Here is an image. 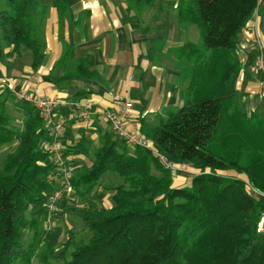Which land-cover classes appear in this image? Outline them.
<instances>
[{
    "label": "trees",
    "instance_id": "trees-1",
    "mask_svg": "<svg viewBox=\"0 0 264 264\" xmlns=\"http://www.w3.org/2000/svg\"><path fill=\"white\" fill-rule=\"evenodd\" d=\"M154 4L126 2L137 19ZM55 7L66 15V0H55ZM175 7L178 28L195 26L199 33L197 43L166 55L179 105L165 109L156 127L141 126L152 148L105 134L90 155L76 151L88 163L69 162L72 193L57 204L79 216L86 235L66 231L60 253L45 228L59 163L42 145L53 138L31 103L2 91L0 264H264V116L245 112L236 89L242 69L254 66L258 54L253 49L243 66L240 36L254 14L264 25V0H177ZM46 18L44 0H0V47L8 56L29 53L36 71L45 59ZM55 66L64 79H99L65 45ZM156 153L197 175L188 186L174 187ZM107 173L120 182L107 189L111 207L103 208L92 198Z\"/></svg>",
    "mask_w": 264,
    "mask_h": 264
},
{
    "label": "crops",
    "instance_id": "crops-1",
    "mask_svg": "<svg viewBox=\"0 0 264 264\" xmlns=\"http://www.w3.org/2000/svg\"><path fill=\"white\" fill-rule=\"evenodd\" d=\"M176 1L155 0L154 8L137 19L127 9V0H66V15L56 9L55 0H44L47 7L44 62L34 71L29 53L8 56V50L0 47V94L7 88L12 93L24 91L58 99L65 104L60 108L63 116L71 113L73 104L79 100L90 99L95 107L91 123L70 122L61 138L64 157L69 162L78 160L87 164L84 152L76 151L82 149L90 155L102 136L113 135L103 119V110L117 111L124 102H130L132 108L127 112L125 125L140 133L142 125L156 127L165 109L179 105L176 73L166 55L185 42L197 43L199 33L195 26L186 32L178 28ZM257 39L264 43V25L254 14L240 36L239 60L243 66L256 48ZM64 45L72 48L75 60L85 59L88 70L99 79H64L63 68L55 66ZM262 88L253 66L244 67L236 89L245 112L259 111L264 116ZM129 151L132 152L131 148ZM181 167L186 169L184 174L171 171L174 187L188 186L198 173ZM228 174L234 176L233 172ZM108 202L103 201L102 206Z\"/></svg>",
    "mask_w": 264,
    "mask_h": 264
},
{
    "label": "built area",
    "instance_id": "built-area-1",
    "mask_svg": "<svg viewBox=\"0 0 264 264\" xmlns=\"http://www.w3.org/2000/svg\"><path fill=\"white\" fill-rule=\"evenodd\" d=\"M256 56L253 69L260 76L263 85L262 95L264 98V43L259 39L256 40ZM17 100L31 103L38 112L43 121L44 128L48 131L53 140L42 145V149L59 163L58 175L56 177V187L47 199V207L54 210L56 204L65 193L70 195L72 189L70 187L71 171L69 168V159L64 157L65 147L61 143L62 131L70 122L91 123L93 115H95V107L90 99H81L73 104L74 110L68 115H61L60 108L65 105L58 99L48 98L45 96H37L28 94L24 91L13 93ZM119 99V97H118ZM132 108L130 102H124L122 107L117 111L103 110L102 115L106 124L109 126L113 135L121 139L130 147L152 148L151 143L139 133L130 131L125 125L127 112ZM160 162L171 171L173 167L166 159L156 153ZM180 168V167H179Z\"/></svg>",
    "mask_w": 264,
    "mask_h": 264
},
{
    "label": "rangeland",
    "instance_id": "rangeland-1",
    "mask_svg": "<svg viewBox=\"0 0 264 264\" xmlns=\"http://www.w3.org/2000/svg\"><path fill=\"white\" fill-rule=\"evenodd\" d=\"M194 29L196 32L198 31V30H196V28H194ZM195 31L192 33H196ZM194 36H195V34H193V37ZM20 114L13 113L14 116H16L17 118L21 117V119H22V116H19ZM151 146H152V143H151ZM90 151H91V149H90ZM90 154H91V152H90ZM175 168H176L175 170H179L180 173H182V174H184V172H186V169H184L182 167L181 168L175 167ZM175 172H177V171H175ZM230 174H231V172H230ZM227 175H229V174L227 173ZM233 175H234L233 177L236 176L235 173H233ZM184 177L188 178L189 176L186 175ZM119 182H120V178L118 176L111 174V173L104 174L102 176V178L100 179L98 185L95 187L96 194L92 198L93 202L98 207L110 208L111 207L110 192L107 189L109 187L116 186L117 184H119ZM105 196H107L106 200H105ZM103 201H105V202L109 201L108 202L109 204L105 203L106 206L104 207V206H102ZM46 206H47V204H46ZM47 209H48V207H47ZM47 211H48V218L46 220V227L45 228L52 232V236L50 239H51L52 243H56V249H57L56 252L60 253L63 244L67 241L66 231H71L74 235H76V237L78 239L79 238L80 239L85 238L86 231L82 228L81 220L79 219V216L76 213L62 210V208L58 207V204H56V207L54 210L48 209ZM259 227L264 228V223H262V220H261ZM29 235H30L29 233H26V237ZM34 264H37V263L35 262Z\"/></svg>",
    "mask_w": 264,
    "mask_h": 264
}]
</instances>
